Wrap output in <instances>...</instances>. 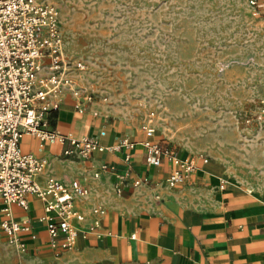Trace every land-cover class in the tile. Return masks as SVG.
<instances>
[{
	"label": "rangeland",
	"instance_id": "rangeland-1",
	"mask_svg": "<svg viewBox=\"0 0 264 264\" xmlns=\"http://www.w3.org/2000/svg\"><path fill=\"white\" fill-rule=\"evenodd\" d=\"M58 7L65 51L85 63L77 84L109 121L139 125L153 110L157 133L175 148L217 159L239 179L264 177V129L243 122L264 87V12L249 0ZM7 244L0 237V264H17Z\"/></svg>",
	"mask_w": 264,
	"mask_h": 264
},
{
	"label": "crops",
	"instance_id": "crops-1",
	"mask_svg": "<svg viewBox=\"0 0 264 264\" xmlns=\"http://www.w3.org/2000/svg\"><path fill=\"white\" fill-rule=\"evenodd\" d=\"M46 1L58 6L63 0ZM259 2V11L264 12V0ZM86 106L78 111L66 91L59 108L47 114L50 127L64 138L47 141L24 133L19 139L24 152L45 160L36 176L41 184L53 176L62 181L77 178L87 185L88 194L74 199V208L83 215L81 221L73 220L78 228L75 241L64 247L60 238H50L46 220L41 219L45 214L42 202L31 195L27 209L10 205L14 219L30 222V230L21 234L26 248L8 242L0 229V237L8 243L5 247L15 254L13 262L264 264V177L239 179L233 169L221 167L219 160L175 148L155 129L153 138L170 145L180 158L196 156L193 171L170 185L174 165L166 158L159 165L145 162L139 125L109 121L95 102ZM83 135L97 136L105 145L127 137L134 145L93 151L83 158L64 156L62 151L70 145L67 136ZM104 164L107 168L103 170ZM136 178L141 182L134 185ZM94 207L104 212L95 213Z\"/></svg>",
	"mask_w": 264,
	"mask_h": 264
},
{
	"label": "built area",
	"instance_id": "built-area-1",
	"mask_svg": "<svg viewBox=\"0 0 264 264\" xmlns=\"http://www.w3.org/2000/svg\"><path fill=\"white\" fill-rule=\"evenodd\" d=\"M249 3L258 10L262 7L259 0H249ZM84 67L82 59H74L65 51L56 4L46 0H0V229L6 240L21 250L26 248L21 234L30 230V222L14 219L11 204L27 209L28 197H38L45 211L41 219L46 220L50 238H60L64 247L73 244L77 236L78 228L73 220L83 219L74 208V199L88 194L87 185L77 178L62 181L53 176L41 184L36 176L44 169L45 160L24 152L19 139L24 133L47 141L64 138L50 127L47 114L59 108L66 91L71 93L74 106L80 112L95 102L93 91L77 84L76 72ZM256 100L254 111L244 114L243 122L250 128L264 129V87ZM154 117L151 110L139 123L144 134L141 141L144 158L149 165H159L164 158L171 161L174 165L168 180L171 185L193 171L196 156L182 159L172 147L154 139ZM67 139L70 145L62 154H76L80 158L93 151H117L134 145L127 137H118L110 145L92 135L67 136ZM129 158L127 153L125 159ZM106 168L105 164L101 166L103 170ZM140 182L136 178L134 185ZM92 210L104 212L101 207Z\"/></svg>",
	"mask_w": 264,
	"mask_h": 264
}]
</instances>
